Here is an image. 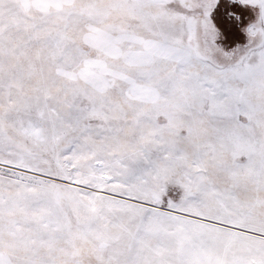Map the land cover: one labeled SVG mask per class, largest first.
<instances>
[{
	"label": "snow or ice",
	"instance_id": "obj_1",
	"mask_svg": "<svg viewBox=\"0 0 264 264\" xmlns=\"http://www.w3.org/2000/svg\"><path fill=\"white\" fill-rule=\"evenodd\" d=\"M0 264H264V0H0Z\"/></svg>",
	"mask_w": 264,
	"mask_h": 264
}]
</instances>
